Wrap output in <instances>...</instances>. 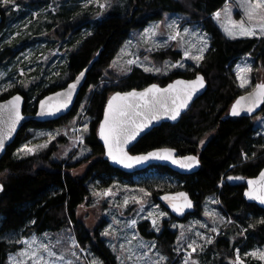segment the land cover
Listing matches in <instances>:
<instances>
[{
  "label": "trees",
  "instance_id": "trees-1",
  "mask_svg": "<svg viewBox=\"0 0 264 264\" xmlns=\"http://www.w3.org/2000/svg\"><path fill=\"white\" fill-rule=\"evenodd\" d=\"M226 0H125L122 13L112 12L97 21L90 34H86L78 44L69 49L65 64L66 82L76 76L97 53V59L87 71L84 86L81 88L73 109L63 117L47 122L28 121L18 130L14 141L7 146L0 159V182L3 190L0 193V264L8 262V253L14 246L8 243L5 235L20 232L23 236L43 231L58 232L73 229L78 244L95 252L103 264H117L114 253L108 248L96 226H85L76 215V209L88 196L95 180L109 185L113 176L129 178L133 173H125L111 166L102 158L103 147L98 139L97 127L107 98L115 91L140 88L151 82L165 84L175 77H192L197 72L204 75L207 89L175 123L164 122L142 136L130 151L143 152L155 147L170 146L179 154L195 152L200 158V168L192 174H178L165 166H151L159 173L174 174L183 181L181 189L186 190L200 208L204 198L218 193L223 210L236 222L247 227V236L241 245V254L252 249L256 244L264 243V209L243 198V182L222 180L229 175L243 177L254 176L264 165V143L262 136L255 134L252 117H228V109L235 97L242 91L237 85L230 69L233 62L242 55L251 54L256 64L264 68V37L226 36L215 24L211 14L219 10ZM0 12L4 14L0 5ZM72 12V11H71ZM164 12H178L188 15L193 21H200L211 37L210 47L193 71H174L170 75L157 77L135 67L124 78L116 83L105 84L90 97L87 113L94 118L85 144L91 150L94 159L89 161L82 175H74L70 168L85 162H66L54 160L51 154L54 145L38 154L15 156V151L24 140L28 139L29 128L55 127L64 123L73 114L89 86L98 87L104 80L107 66L117 50L127 38L132 28H143L150 21L159 19ZM73 13V12H72ZM66 14L54 17L53 24L59 21L58 29L64 35L70 28L80 27L87 21L81 14ZM4 17V15H3ZM9 49L2 50L1 56ZM161 59H179L181 53L165 50L155 53ZM64 70V72H65ZM54 84L37 92L38 98L62 87ZM19 89L15 88L0 96V100ZM25 97L24 112L35 110L37 99L30 103ZM264 115V105L262 106ZM207 132H212L210 139L200 149L198 142ZM141 171H138L139 173ZM136 173V172H134ZM171 191V190H170ZM158 192H161L160 190ZM155 194V193H154ZM156 196V195H155ZM199 211L194 210L193 213ZM189 215L175 218L184 220ZM261 220V221H259ZM34 222V223H33ZM250 226V227H248ZM149 223L143 221L138 230L147 239L156 241L163 254L171 257L174 254L175 231L167 221L163 222L160 233L149 230ZM243 240L238 235L234 241L227 236H219L209 250L216 251L218 262L233 264L234 248ZM247 261L249 257H246ZM248 264H261L250 259Z\"/></svg>",
  "mask_w": 264,
  "mask_h": 264
},
{
  "label": "rangeland",
  "instance_id": "rangeland-1",
  "mask_svg": "<svg viewBox=\"0 0 264 264\" xmlns=\"http://www.w3.org/2000/svg\"><path fill=\"white\" fill-rule=\"evenodd\" d=\"M238 2L239 0H226L217 11H222L225 5H231L233 18L238 21L242 18ZM100 4H105L106 7L101 8ZM0 5L4 11V20L0 25V54L2 50L9 49L0 58V96L18 88L17 92L21 94L24 92L29 97V102L33 103L35 99L38 101L40 98L37 96L38 91L57 83L66 82V79L69 78L65 70L69 49L75 47L86 34H90L97 21L102 20L112 12L122 13L125 0H99V3H96L95 0H10L8 4L0 0ZM74 12L85 16L87 22L77 27V30L76 27H73L61 35L60 29H58L59 21L53 24L54 17H58L60 14L61 16L70 13L75 14ZM215 12L211 14L212 19L228 36L223 31L220 22L214 18ZM173 20L177 21L182 34L185 28L189 29L188 34L183 35L182 40L179 38L177 40L168 39L170 29L167 25ZM154 25H159L158 34L154 37L156 44L154 45L152 41L145 43L143 38L145 29ZM193 33L198 35H193ZM199 37L207 39L210 47L211 37L200 21H193L188 15L178 12H164L161 18L150 21L143 28H132L107 66L106 74H103L104 80L100 82L98 87L93 85L87 88L84 97L78 102L74 114L64 123L55 127L29 128L30 136L20 144L15 151V156H26L23 153L18 154V149L25 144L42 145L47 143V147L38 149L34 154L47 150L49 146L54 145L56 149L51 154V158L54 160L63 161V163L85 160V162L70 168L72 174L82 175L86 171L89 161L95 158V156L90 157L91 150L85 144L84 138L89 133L91 122L94 119L92 115L87 113V109L90 97L96 89L100 90L105 84L118 82L135 67L143 70L144 67L160 68L161 72H149L157 77L170 75L177 70L193 71L199 64L185 57L184 52L188 49L193 55H197V49L201 46ZM255 37L262 38L264 36ZM165 41H167L166 46L160 47L159 45ZM192 45H196V47H192ZM165 50L179 51L181 56L176 60L171 56L161 59L159 54L155 55V53ZM125 53L135 55L129 56ZM135 56H139L140 63L132 65L131 71H124L123 69L127 67L126 61L135 58ZM144 57L148 59L145 60ZM114 61H116L115 65L113 64ZM181 63L183 67H171L173 64ZM246 63L253 68L250 73L251 84L247 88H241L236 76V68L237 65L243 66ZM256 63L253 55L245 54L237 58L231 66L230 71L242 92L251 89L255 82H264V68ZM261 111L251 117L255 134L261 135L262 143H264V115ZM85 125H87V131H83ZM49 133L52 136H49ZM57 133L59 134L57 135ZM211 135L212 132H207L200 138L199 148L205 145ZM80 136L83 137L82 143L78 139ZM233 176L235 175L227 177ZM103 183L100 180L94 181L88 196L78 205L76 215L85 226L98 228L105 245L114 253L117 264H157V262L158 264H184L186 258H188V264H193V262L195 264H227L218 262L216 251L209 250V247L214 244L219 236H227L230 241H234L238 235H241L243 240L234 248L233 262L236 260L237 251H239V256L244 264H248L250 259L264 264V260L248 255L257 249L264 251V243H257L255 247L241 254V245L246 240L247 227L236 222L225 213L217 192L206 196L199 209L195 207V210L199 211L198 213H193L184 220H174L169 211L159 203L157 196L165 191L181 189L183 181L176 175L159 173L156 169L150 168L146 171L133 173L129 178L113 176L109 185L104 186ZM109 188L115 195L107 197L94 195V193H101ZM140 189H145L151 195L144 196L139 191ZM159 190L161 192H158ZM131 197L143 199V210H141V204L132 201ZM125 198H129V204L126 207H121L120 205ZM149 212H153L157 217L159 212L167 213L163 217H158L157 227L159 231L153 227L152 220L146 218ZM132 220H136L135 227L130 225ZM165 220L169 228L176 233L174 254L171 257L162 253L155 240L145 238L138 230V225L147 221L150 226L149 230L160 233ZM201 225H206V227ZM213 228L217 231L213 232ZM106 230L111 234L102 235ZM182 231L184 237L178 243ZM197 233L202 235L197 236ZM4 237L8 243L14 246V250L8 253L9 263H11L10 257L17 256L26 247L23 242L31 241L35 237L38 241L51 244L57 253V257L60 255L65 257L64 261L56 259L55 264H66L68 260H71L72 264H94V262L103 264L95 252L78 244L72 228L58 232H33L29 236H23L20 232H11ZM133 237L135 238L133 239ZM208 238L212 240L211 243L207 242ZM73 239L75 240V247H73ZM129 241H131L130 244ZM193 241L198 245L195 252L188 247ZM141 244L145 246L141 247ZM153 244L155 247H152ZM113 245L115 249L112 247ZM121 245L124 247L121 248ZM129 248L132 250L131 253L128 251ZM73 252L75 255H72ZM189 253H191L190 257ZM130 255L131 259H129ZM161 256L165 259L161 260ZM246 257H249L248 261Z\"/></svg>",
  "mask_w": 264,
  "mask_h": 264
},
{
  "label": "snow or ice",
  "instance_id": "snow-or-ice-1",
  "mask_svg": "<svg viewBox=\"0 0 264 264\" xmlns=\"http://www.w3.org/2000/svg\"><path fill=\"white\" fill-rule=\"evenodd\" d=\"M10 0H3V3L8 4ZM99 3V0H95ZM101 8H105V4L99 5ZM238 7L241 9L242 18L235 20L232 14V6L225 5L222 11H217L213 14L214 18L220 22L223 31L231 38L235 39L238 36L242 37H255L264 36V0H239ZM170 29L168 39L169 40H180L183 39V35H187L189 29L185 28L183 34L180 31L179 25L176 20H173L167 25ZM159 25H154L148 29H145L143 38L145 43L152 41L155 45L154 37L157 36ZM193 35H198L193 33ZM200 47L197 49L198 54L193 55L188 49L185 50L184 56L192 59L199 64L204 59V53L207 51L209 44L207 39L199 37ZM167 41L160 44V47L166 46ZM196 47V45H192ZM151 50V49H149ZM123 51V50H122ZM129 56H134L133 53H125ZM147 60V57H144ZM140 63L139 56H135L133 59L126 61V68L124 71H131V66ZM116 64V61L113 62ZM141 66H143L141 64ZM183 67V64H173L171 67ZM167 67V64H166ZM146 72H161L160 68L155 67H144ZM253 68L250 64H244L243 66L237 65L236 76L239 80V87L247 88L251 84L250 73ZM84 73L81 72L80 76L77 77L75 83L70 84L68 89L63 93H56L57 98L63 97L64 99H57L55 104L49 103L53 100V97H47L45 100L40 102V114H55L62 108H66L71 100L72 92L75 90L77 83ZM11 86V85H9ZM205 86V79L202 75L197 74L194 80H176L171 84H168L166 88H161L157 84H151L149 87L143 89V91H136L135 89L129 92H117L115 93L107 103V107L104 111V118L100 122L98 135L103 141L106 149V155L113 162L123 165L126 168H131L134 164H140L150 159L170 160L173 164H177L181 168H192L199 164L197 156H180L175 155V149L172 148H161L147 154L142 155H130L127 150V146L136 140L140 133L149 127L153 121L159 120L162 116H167L171 120H176L180 116L181 110L188 107L189 102L195 93ZM22 97L19 95L13 96L10 100L5 103H0V124L7 125V132L0 129V150L4 148L5 139H7L11 133L15 130L16 125L24 118L20 111V105ZM264 104V82L257 83L253 87L252 91L248 92L247 95L241 96L235 104L232 106L231 114L238 116L242 111L252 113L259 105ZM75 131V129H74ZM83 131H87V125L84 126ZM59 133H57L58 135ZM52 136L51 133L48 134ZM54 138V137H53ZM79 141L83 142V137H78ZM203 144V141H201ZM47 147V143L42 145H31L25 144L18 149V154L23 153L24 155L34 154L38 149ZM83 154V152H82ZM229 179H232L231 177ZM239 179V178H237ZM248 191L245 195L252 200H258L261 204H264V171L259 175L258 179L248 180ZM0 190H3V185H0ZM144 196L151 195L145 189L139 190ZM94 195L107 197L113 196L115 193L111 188L104 190L101 193H94ZM163 199L167 200L173 211L182 213L185 208H191L192 202L188 199L187 193L178 192L175 195H166ZM131 200L141 204V210H143V199L137 197H131ZM218 203V201H216ZM129 204V198L123 200L121 207H126ZM158 207V206H157ZM206 215H212L211 213H205ZM167 213L159 212L158 217H163ZM158 217L153 213L149 212L148 217L152 220V225L159 231ZM118 223V221H116ZM264 223V221H261ZM34 223V222H33ZM132 227H135L136 220L130 222ZM206 227V225H201ZM111 228V226H109ZM175 227V226H174ZM182 227V226H181ZM213 232L217 229L213 228ZM111 233L105 231L102 235L108 236ZM197 236L202 234L197 233ZM184 237V232H181L179 240ZM135 237H133L134 239ZM208 243H211L210 238L207 239ZM24 247L17 256L10 257L11 264H55V260L59 259L64 261L65 257L60 255L57 257V253L53 250V247L49 243L38 241L35 237L31 241L23 242ZM131 241H129V244ZM75 240L73 239V247H75ZM141 247L145 245L141 244ZM115 249V246H112ZM124 245H121L123 248ZM155 247V244L152 245ZM193 252L196 251V242L193 241L188 245ZM131 253V249L128 250ZM72 255H75L73 252ZM146 255V254H145ZM253 257H258L264 260V251L259 249L249 253ZM191 253H189V257ZM131 255L129 259H131ZM161 260L165 257H160ZM66 264H72L71 260L66 261ZM98 264V262H94ZM158 264V262H157ZM184 264H188V258L185 259ZM195 264V262H193ZM233 264H244L237 251L236 260Z\"/></svg>",
  "mask_w": 264,
  "mask_h": 264
},
{
  "label": "water",
  "instance_id": "water-1",
  "mask_svg": "<svg viewBox=\"0 0 264 264\" xmlns=\"http://www.w3.org/2000/svg\"><path fill=\"white\" fill-rule=\"evenodd\" d=\"M3 14H1L0 12V25L2 24L3 22ZM97 56L98 54L96 53L94 55V57L89 61V63L81 70L79 71V73L73 77L71 80H69L63 87L61 88H58L56 90H53V91H50L46 94H44L43 96H41L38 101H37V104H36V107H35V110L33 113H26L24 112V103H25V97L23 94L19 93V92H15L11 95H9L8 97L4 98V99H1L0 100V103H5L6 101L10 100L13 96H16V95H19L22 97V102H21V105H20V111H21V114L22 116L24 117L15 127V130L11 133V135L5 139V142H4V148L3 150H0V159L1 157L4 155L5 151H6V148L8 145H10L15 137H16V134L18 132V130L21 128V126L28 122V121H37V122H47V121H50V120H56L60 117H63L65 116L66 114H68L74 107L75 103H76V100H77V97L79 95V92L81 90V88L84 86L85 84V80H86V75H87V71H89V69L92 67L93 63L96 61L97 59ZM83 72L84 73V76L80 78L79 80V83H77L76 85V88L75 90L72 92V95H71V100L70 102L68 103L67 107L66 108H62L60 111L58 112H55V114H40L41 113V109H40V102L42 100H45L47 97H53V100L50 101L49 103L51 104H55L57 102V99H64L63 97L61 98H57L56 97V93H63L65 92L67 89H68V86L70 84H73L76 82L77 80V77L80 76V73ZM197 74L199 75H202L204 77V75L200 72H197L194 76L192 77H182V76H178V77H175L173 78L172 80H169L167 83L165 84H159L157 82H151L147 85H144L140 88H130V89H127V90H118V91H115L113 92L106 100L105 104H104V107H103V110H102V115H101V118L99 120V123H98V127H97V135H98V129H99V125H100V122H102L103 118H104V111L107 107V103H108V100L117 92H129V91H132V90H136V91H143V89L149 87L151 84H157L159 85L161 88H166L168 86V84H171L173 83L174 81L176 80H194L197 76ZM205 79V78H204ZM257 83H262V81H259V82H256L255 84ZM254 84V86H255ZM207 81L205 79V86L201 89H199L195 95L192 97V100L189 102L188 104V107L181 110V114L179 117H177L176 120H171L170 118H168L167 116H162L159 120H156V121H153L151 125H149V127H147L146 129H144L139 136H137L136 140H134L131 144H129L127 146V150L129 151V154L130 155H142V154H147L148 152H152V151H155L157 149H161V148H172V149H175L173 147H170V146H161V147H155V148H152V149H149L147 151H143V152H136V153H132L130 151V148L136 144L138 142V140L144 136L146 133H148L149 131H151L153 128L161 125L162 123L164 122H169V123H172V124H175L177 123L181 116L187 112L190 107L192 106V104L200 97L204 94V92L206 91L207 89ZM253 86V87H254ZM253 87L247 91H244V92H241L240 94H238L235 99L232 101V103L230 104L229 106V109H228V113H227V116L228 117H251L253 115H256L258 114L261 110H262V106L264 104H261L259 105L252 113H248L246 111H242L240 113V115L238 116H233L231 114V109H232V106L235 104V102L241 97V96H245L247 95L248 92L252 91ZM0 129H3L4 132H7V125L6 124H0ZM98 139L103 147V156L102 158L104 160H106L111 166H113L114 168H117L125 173H134V172H138V171H142L148 167H151V166H165L167 168H169L170 170L178 173V174H183V175H188V174H192V173H195L196 171H198V169L200 168V162L198 165H195L193 166L192 168H181L179 167L177 164H173L170 160H160V159H150L148 161H145V162H142L140 164H134L131 168H126L124 167L123 165L121 164H118V163H115L113 162L111 159L108 158V156L106 155V149L104 147V144H103V141L100 139L99 135H98ZM175 155L177 157H180V156H191V155H194V156H197L198 159H199V156L195 153H186V154H179L177 152V150L175 149ZM200 161V159H199ZM264 171V165L260 168V170L258 171V173L254 176H248V177H243V176H233L231 178H233L234 180H236L237 182L240 181V182H243L244 183V189H243V198L249 202V203H254L256 204L258 207L260 208H263L264 209V204H261L258 200H252V199H249L245 193L248 191V188H249V185H248V180L250 179H258L259 178V175L260 173ZM230 177H227L226 180L228 181H231V179H229ZM239 178V179H237ZM224 181V180H223ZM0 185H2V183L0 182ZM2 192V190H0V193ZM178 192H183V193H187V196H188V199L191 200L192 202V207L191 208H185L184 211L182 213H178V212H175L173 211L172 207L170 206V204L168 203L167 200L163 199V197H165L166 195L168 196H171V195H175L176 193ZM157 199L159 201V203L169 211V213L172 215V217H175V218H180V217H184L186 215H189L191 212H193L195 210V201L194 199L190 196V194L184 190V189H179V190H175V191H165V192H162V193H159L158 196H157Z\"/></svg>",
  "mask_w": 264,
  "mask_h": 264
},
{
  "label": "flooded vegetation",
  "instance_id": "flooded-vegetation-1",
  "mask_svg": "<svg viewBox=\"0 0 264 264\" xmlns=\"http://www.w3.org/2000/svg\"><path fill=\"white\" fill-rule=\"evenodd\" d=\"M255 83H256V82H255ZM50 121H51V120H50ZM198 147H199V146H198ZM201 148H202V147H200V149H201ZM191 153H195V152H191ZM195 154H196V153H195ZM198 156H199V155H198ZM199 159H200V158H199ZM236 176H238V175H236ZM240 176H241V175H240ZM223 180H224V181H228V180H226V179H223ZM223 180H222V182H224ZM233 181H234V182H237V181L234 180V179H233Z\"/></svg>",
  "mask_w": 264,
  "mask_h": 264
}]
</instances>
